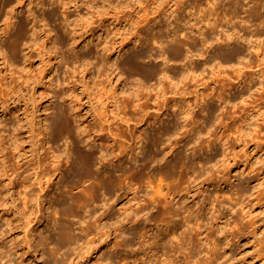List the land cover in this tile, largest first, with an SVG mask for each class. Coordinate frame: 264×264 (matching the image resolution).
I'll return each mask as SVG.
<instances>
[{
	"label": "bare ground",
	"instance_id": "bare-ground-1",
	"mask_svg": "<svg viewBox=\"0 0 264 264\" xmlns=\"http://www.w3.org/2000/svg\"><path fill=\"white\" fill-rule=\"evenodd\" d=\"M128 1L133 4L130 15H144V31L134 44L159 43L154 31H164L171 40L161 42L155 53L161 64L144 68V75L132 81L117 105L119 111L98 112L100 118L86 123L75 105L54 101L52 114L41 125V142L32 130L27 136L21 130L16 133L19 127L8 121V113L0 114V138L5 130L13 135L11 156L5 160L0 155V261L6 256L9 260L16 248L29 255L49 248L63 260L77 249L80 259L96 254V264H179L181 245L203 233L206 199L197 211L185 197L198 195L207 182L219 162V145L228 149L230 136L215 141L211 136L218 125H229L232 109L247 100L244 90H250L253 79L245 82V68H254L256 92L264 93V0H203L211 8L194 0L188 15L182 10L190 0H177L180 5L170 0L165 6L163 0ZM32 3L35 6L34 0L0 2L4 70L29 61L28 25L18 21L25 6L32 35L39 29L58 34L69 25L73 0H39L37 8ZM222 4L230 9L220 15L217 6ZM240 7L247 13L242 21L236 20ZM70 49L80 53L76 46ZM93 57L90 51L79 54L78 60ZM114 64L119 69V63ZM231 67L244 80L237 76L239 81L231 80L228 87ZM262 103L255 105L253 118L263 113ZM24 138H29L28 148ZM110 139L113 142L107 143ZM3 150L0 142V153ZM133 193L139 205L118 208ZM157 223L164 225L151 235L149 226ZM16 233L22 237L18 247L12 246Z\"/></svg>",
	"mask_w": 264,
	"mask_h": 264
},
{
	"label": "rangeland",
	"instance_id": "rangeland-1",
	"mask_svg": "<svg viewBox=\"0 0 264 264\" xmlns=\"http://www.w3.org/2000/svg\"><path fill=\"white\" fill-rule=\"evenodd\" d=\"M34 1L35 6L33 3L32 6L37 8L39 0ZM169 1L163 0L162 6ZM179 2L174 0L170 4L176 5ZM201 2L205 8L212 7L207 1L205 3L200 0L199 4ZM188 3L182 10L184 14L190 12L189 9L194 10L192 6L195 1L190 0ZM132 5V2L127 0H73L69 8V25L58 34L55 31L39 29L32 35L31 19L27 17L29 6H25L23 11L18 13V21L28 25L26 32L28 31L29 49L25 45V50H29L28 64L21 62V65L12 71H7L4 70L0 59V114L8 113V121L15 122L19 127L16 133L21 130L22 136H27L32 130L36 136L35 140L39 138L41 142V125L43 121L45 123L46 117L52 114L53 109L50 106L55 104L54 101L63 103V100L67 105H75L86 123H94L97 117L100 118L98 112L119 111L118 107L127 95L132 81L144 75V68L161 64L159 58H154L155 53L159 51L161 42L167 44L171 40L164 31H154L159 43L152 40L146 45L140 44V41L137 45L134 44L136 37L144 31V15H130ZM227 7L228 5L223 4L221 7L217 6L220 15L224 14L223 9H230ZM51 10L52 6H48L47 11ZM238 10L241 17L236 20H241L247 13L242 7ZM59 15H62L61 11L57 17ZM61 46H65L66 50ZM75 46L81 55L92 51L94 59L78 60L79 54L70 49ZM115 61L119 63V69L115 68ZM125 61L127 63L123 64ZM199 69H202L201 65ZM245 70L246 77L242 76L246 79L245 82L253 79L250 90H244L247 100L239 102L238 106L232 109V114L226 119L228 129L227 126L218 125L219 134L211 136H214V141L219 140L218 136H230L226 140L228 149L224 151L219 145V162L211 169L207 182L203 183L198 195L192 197L190 194V197H185L197 211L201 208L202 200L206 199L203 201L205 218L203 217V233L197 239L183 243L182 253L181 249L177 252L179 264H264V108L261 115L253 118V113L257 110L255 105L264 102V93L256 92L255 84L258 79L253 75L254 68L248 67ZM238 73L233 67L229 69L228 77L233 79L230 77L228 80L227 77L226 86L232 85L231 80L237 82L242 78ZM199 87L201 86L195 85L194 88ZM239 88H233L231 93H237L243 86ZM73 123L77 125V121ZM239 126H244L245 129L240 130ZM1 134L3 138H0V142L4 150L0 155L8 160L11 156L9 145L13 135L8 134V130L2 131ZM28 139L23 143L26 148L30 145ZM112 142V139L109 142L107 140V143ZM61 144L65 146L64 140H61ZM33 148L32 144L31 157ZM25 159L28 158H23ZM139 177L140 175L137 176ZM170 180L167 179L168 182H171ZM77 190L75 188V191ZM145 191L146 189L140 194ZM133 195L134 193L123 200L118 208L138 206L140 198L134 199ZM176 199L179 200V197ZM176 199L175 202L178 201ZM157 225L158 223L153 225L154 227L149 226L152 228L151 235L164 224ZM51 234H55V231ZM19 236L16 233L17 240L12 246L18 247V239H22ZM148 246L147 243L146 247ZM15 250L11 251L9 260L6 256L0 264H96L97 256L95 254L80 259L75 249L71 251L69 259H60L59 254V260L49 248L45 253L43 250H34L32 255L25 254L24 248Z\"/></svg>",
	"mask_w": 264,
	"mask_h": 264
}]
</instances>
